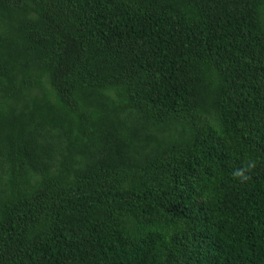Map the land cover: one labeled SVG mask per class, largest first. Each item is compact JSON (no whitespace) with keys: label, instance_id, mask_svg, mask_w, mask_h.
<instances>
[{"label":"trees","instance_id":"1","mask_svg":"<svg viewBox=\"0 0 264 264\" xmlns=\"http://www.w3.org/2000/svg\"><path fill=\"white\" fill-rule=\"evenodd\" d=\"M0 264H264V0H0Z\"/></svg>","mask_w":264,"mask_h":264},{"label":"clouds","instance_id":"2","mask_svg":"<svg viewBox=\"0 0 264 264\" xmlns=\"http://www.w3.org/2000/svg\"><path fill=\"white\" fill-rule=\"evenodd\" d=\"M255 165H254V162H249L248 163V165H247V169H251V168H253ZM232 176L234 177V178H238V179H240L241 181H243V180H246L248 177L245 175V169H243V168H237V169H234L233 171H232Z\"/></svg>","mask_w":264,"mask_h":264}]
</instances>
